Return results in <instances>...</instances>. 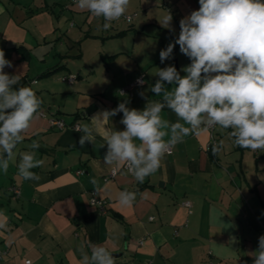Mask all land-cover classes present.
<instances>
[{"label":"crops","instance_id":"obj_1","mask_svg":"<svg viewBox=\"0 0 264 264\" xmlns=\"http://www.w3.org/2000/svg\"><path fill=\"white\" fill-rule=\"evenodd\" d=\"M198 9V0H130V20L123 16L104 30L103 18L79 10L74 0H0V49L13 64L4 71L23 73L24 84L15 87H33L43 101L15 160L6 174L0 171V220L8 225L0 230L6 250L0 264H81V246L90 254L89 244L105 247L116 264H253L248 253L264 235V152L235 146L232 130L217 126L174 145L143 183L127 172L104 180L123 165L105 164L107 146L101 147L106 129L124 130L123 114L104 122L94 144L81 146L83 133L72 126L91 125L95 114L121 102L143 110L149 100H161L150 91L158 69L173 65L183 76L191 61L179 45L163 64L159 53L178 38L179 21ZM167 12L174 31L160 23ZM67 75L74 80H63ZM139 75L144 82L131 96L118 94ZM162 116L178 120L168 108ZM51 118L66 125L59 128ZM211 134L224 141L217 155ZM33 141L39 148L29 147ZM25 151L43 160L32 169L38 181L18 172ZM91 190L104 211L89 203ZM123 190L136 193L132 206L118 203Z\"/></svg>","mask_w":264,"mask_h":264},{"label":"clouds","instance_id":"obj_2","mask_svg":"<svg viewBox=\"0 0 264 264\" xmlns=\"http://www.w3.org/2000/svg\"><path fill=\"white\" fill-rule=\"evenodd\" d=\"M75 7L96 18H103L104 30L111 22L125 16L130 0H74ZM199 9L179 21L180 32L159 53L163 64L173 58V50L189 58L190 64L180 71L173 65L158 69L159 78L150 91L161 100H149L143 110L129 108L121 102L111 110L95 114L93 124H82L79 144L95 143V133L104 122L122 113L124 130H105L107 146L104 163L126 164L138 183L155 174L170 149L189 135H199L217 126L228 133L232 143L253 152H264V0H198ZM172 15L167 12L160 22L171 31ZM13 64L0 49V171L7 173L15 160V149L24 133L38 117L43 101L33 87L19 84L22 74L10 75L5 68ZM138 84H143L138 78ZM173 85L171 89L165 85ZM143 96V93H141ZM168 108L178 117L171 123L162 116ZM180 121H183L181 123ZM187 125V126H186ZM139 143H138V142ZM224 141L212 143L213 155L221 152ZM33 141L29 147L39 148ZM18 172L25 180H40L32 169L41 167L35 151L20 154ZM99 187L95 179L91 181ZM136 193H119L121 206H132ZM3 213H0L2 216ZM0 220V230H7ZM81 246V264H116V258L105 247ZM253 264H264V235L258 238V249L248 253ZM30 264V262H29Z\"/></svg>","mask_w":264,"mask_h":264},{"label":"built area","instance_id":"obj_3","mask_svg":"<svg viewBox=\"0 0 264 264\" xmlns=\"http://www.w3.org/2000/svg\"><path fill=\"white\" fill-rule=\"evenodd\" d=\"M124 18L126 20H130V16L129 15H125ZM75 76L74 75H67V76H63L62 79L63 80H67L69 82H72L74 80ZM138 78H142L143 80V75H139L138 77H136L133 81L129 82L128 84H126L125 86L121 87L119 90H118V94L121 95V96H131L132 95V90L134 87L136 86H139V85H142V84H138L137 83V80ZM144 82V80H143ZM50 122L56 126H58L59 128H62L64 127L66 124L64 123V121H62L61 119H56V118H51L50 119ZM72 126L76 129H78V125L77 124H72ZM213 129H210L209 131L212 132ZM211 137V141H210V144H209V147H211L212 143H218L217 140L212 136V134L210 135ZM172 151V148L170 149V153ZM77 173L81 174L83 173V171L81 169L77 170L76 171ZM120 172H127V173H131L128 171L127 169V166L126 164H123L120 168L118 167H114V168H111L109 170V172L105 175L104 177V180H107V179H110L112 177H114L116 174L120 173ZM11 189L12 191L17 194L18 193V189L15 187V186H11ZM89 203L91 205H94L96 207L99 208V210L101 211H104V208H103V200L100 199L98 196H97V192L96 190H91L90 191V196H89ZM184 206H189L190 203L189 201H184L182 203ZM141 243V242H140ZM6 253V250L4 249H1L0 248V258ZM30 260L29 259H26L25 260V264H29ZM31 263V262H30ZM207 264H223L222 262H218V261H213V260H209L207 262Z\"/></svg>","mask_w":264,"mask_h":264},{"label":"trees","instance_id":"obj_4","mask_svg":"<svg viewBox=\"0 0 264 264\" xmlns=\"http://www.w3.org/2000/svg\"><path fill=\"white\" fill-rule=\"evenodd\" d=\"M53 69H51L50 71H52ZM48 73V72H47ZM24 84V79L20 80L19 84L17 85H23Z\"/></svg>","mask_w":264,"mask_h":264}]
</instances>
